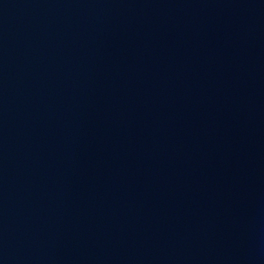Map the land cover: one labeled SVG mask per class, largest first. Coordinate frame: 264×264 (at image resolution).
<instances>
[{"label":"water","instance_id":"1","mask_svg":"<svg viewBox=\"0 0 264 264\" xmlns=\"http://www.w3.org/2000/svg\"><path fill=\"white\" fill-rule=\"evenodd\" d=\"M0 264H264V0H0Z\"/></svg>","mask_w":264,"mask_h":264}]
</instances>
